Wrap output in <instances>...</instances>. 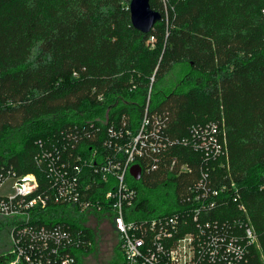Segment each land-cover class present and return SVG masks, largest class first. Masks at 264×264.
<instances>
[{"label": "trees", "instance_id": "trees-1", "mask_svg": "<svg viewBox=\"0 0 264 264\" xmlns=\"http://www.w3.org/2000/svg\"><path fill=\"white\" fill-rule=\"evenodd\" d=\"M130 1L0 0V171L35 173L44 189L48 177L36 160L42 148L78 138L70 154L92 159L97 148L99 163L111 151L103 145L108 127L135 132L147 113L179 142L157 155L156 169L145 168L148 155L139 159L141 179L129 176L137 208L154 213L168 202L156 191L179 193L201 167H214L212 177L237 182L261 245L255 259L263 261L264 0H151L162 19L148 33L133 26ZM177 64L187 69L184 84L169 90L165 75ZM210 121L226 133V154L205 159L192 147L193 126ZM173 158L193 172L177 174ZM84 173L93 177L89 166ZM40 217L79 227L63 205ZM9 224L0 218V241Z\"/></svg>", "mask_w": 264, "mask_h": 264}, {"label": "built area", "instance_id": "built-area-1", "mask_svg": "<svg viewBox=\"0 0 264 264\" xmlns=\"http://www.w3.org/2000/svg\"><path fill=\"white\" fill-rule=\"evenodd\" d=\"M94 126L91 122L83 128L89 134ZM108 133L103 145L111 151L99 163H93L97 148L92 159L80 152L70 154V142L42 148L36 160L48 177L44 189L35 173L0 171V218L11 223L9 249L0 264H79V253L93 247L94 240L76 217L100 213L110 217L119 235L121 257L116 264H264L255 259L261 245L235 180L214 178L210 171L214 167L203 166L200 175L184 182L164 207L146 213L137 208L139 191L129 178L131 166H141L139 159L148 155L147 171L158 168L157 155L179 140L166 137L160 125H151L147 113L135 132L111 125ZM225 136L215 121L193 126L192 147L205 159L219 157L226 154ZM79 142L75 138L71 145ZM86 166L92 169L91 179L85 177ZM171 167L177 174L193 172L176 158ZM98 191H103L101 197ZM51 205L66 206L79 227L42 223L40 214Z\"/></svg>", "mask_w": 264, "mask_h": 264}, {"label": "rangeland", "instance_id": "rangeland-1", "mask_svg": "<svg viewBox=\"0 0 264 264\" xmlns=\"http://www.w3.org/2000/svg\"><path fill=\"white\" fill-rule=\"evenodd\" d=\"M185 71L187 69L184 65L177 64L171 72L165 75L164 85L169 90L181 88L184 84L182 79ZM175 189H172L169 194L159 193L160 191H156L154 194L159 199H170L175 195ZM76 218L82 220L87 229L92 232L94 240L93 247L89 252L79 253V264H114L117 262L121 257V251L118 249L119 235L113 228L110 217L100 213V215L78 216ZM5 245L9 247V237L7 235L3 236L0 241V247ZM6 248L3 247L0 251Z\"/></svg>", "mask_w": 264, "mask_h": 264}, {"label": "water", "instance_id": "water-1", "mask_svg": "<svg viewBox=\"0 0 264 264\" xmlns=\"http://www.w3.org/2000/svg\"><path fill=\"white\" fill-rule=\"evenodd\" d=\"M151 0H131L130 13L133 26L144 33H148L157 22L162 19V13L152 8ZM131 175L139 180L142 177V167L134 164L130 169Z\"/></svg>", "mask_w": 264, "mask_h": 264}]
</instances>
